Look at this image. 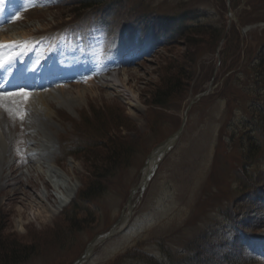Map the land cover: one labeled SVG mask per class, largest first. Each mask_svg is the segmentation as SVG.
I'll return each mask as SVG.
<instances>
[{
  "label": "rangeland",
  "instance_id": "1",
  "mask_svg": "<svg viewBox=\"0 0 264 264\" xmlns=\"http://www.w3.org/2000/svg\"><path fill=\"white\" fill-rule=\"evenodd\" d=\"M6 1L24 6L16 16L26 19L2 27L0 40L12 33L28 38L35 30L75 46L80 31L98 53L111 40L92 16L104 8L112 11L118 39L140 48L119 68L117 84L75 80L38 90L42 105L33 90L27 100L2 95L11 164L0 167V240L20 247L18 264H73L93 238L129 213L131 196L128 227L87 264H264V243L256 238L264 231L258 219L264 216V0H96L89 9L94 0H0V8ZM144 17L159 18L168 31L154 24L135 29ZM197 28L203 33L195 34ZM32 61L42 74L46 61ZM178 73L170 95L158 99L164 81ZM185 116L176 145L147 188L134 192L148 155ZM112 142L123 153L111 160ZM43 143L55 149L54 163L45 168L39 165L48 148ZM257 146L260 154L251 159L248 152ZM52 170L63 190H75L59 210ZM86 189L89 198L82 197Z\"/></svg>",
  "mask_w": 264,
  "mask_h": 264
},
{
  "label": "bare ground",
  "instance_id": "2",
  "mask_svg": "<svg viewBox=\"0 0 264 264\" xmlns=\"http://www.w3.org/2000/svg\"><path fill=\"white\" fill-rule=\"evenodd\" d=\"M165 22V21H164ZM1 31V30H0ZM4 36V35H3ZM18 36V37H17ZM21 37V38H20ZM28 38L25 36V34H20V33H12L10 34L8 37L4 36V38L2 40H0V49L3 47H15V45H18L20 42L24 41V40H27ZM13 57L11 55H8V57L4 58L3 59V62L0 63V74L1 72L5 69V70H9L10 67V59H12ZM1 61V60H0ZM40 68V67H39ZM34 70V69H33ZM117 74V73H116ZM116 74H113L114 77H112L111 79H107L106 81H110L111 83L113 84H117L119 79H115V78H118V76H116ZM113 80V81H112ZM117 81V82H116ZM15 83V79L11 80L10 81V84H14ZM34 92V91H33ZM38 91H36L37 93ZM46 92V90H45ZM38 96L40 97L39 99H37V103L41 104V100L43 99L42 96L43 95H40V93H37ZM37 96V95H36ZM35 96V97H36ZM1 97H3L1 94H0V101L2 100ZM5 97V96H4ZM10 97V96H9ZM34 97V98H35ZM34 100V99H33ZM19 101V100H18ZM44 101V100H43ZM47 101V100H46ZM30 102H32L30 100ZM36 102V101H35ZM34 103V102H32ZM47 103V102H46ZM45 103V104H46ZM1 104V102H0ZM35 104V103H34ZM5 105V103H4ZM29 105V104H28ZM42 105V104H41ZM30 106V105H29ZM32 106V105H31ZM39 106V105H38ZM7 107V106H6ZM33 107V106H32ZM41 107V106H40ZM39 107V108H40ZM45 107V105L43 106ZM32 109V108H31ZM41 109V108H40ZM5 110V109H4ZM24 110V109H23ZM13 112V111H12ZM47 113V112H45ZM2 114H3V110L2 108H0V140L3 141L1 142L0 141V167L3 168V167H6L8 166L9 164V160L7 159L6 157V153H7V150H8V138L6 137V131L4 129V123H3V120H2ZM31 114V113H30ZM45 118V117H44ZM34 121V120H33ZM47 120H43L42 119V122L40 121V124L41 125H45V127L49 128L51 125H47ZM36 123V122H35ZM33 125V124H31ZM30 127V126H29ZM53 128V127H52ZM51 131V130H50ZM36 139V138H35ZM51 139V138H50ZM15 140V137L14 139ZM38 141V140H37ZM49 141V139H48ZM14 142V141H13ZM12 143V142H11ZM35 143V142H33ZM38 143V142H37ZM41 143V142H40ZM44 147L47 148V150H45V152H43V161H39L41 164H39L41 167L45 168L44 166L46 164H53L54 163V160H53V157L55 155V149H50L51 146L47 143V146H45V143H43ZM42 145V146H43ZM35 146V145H34ZM36 147V146H35ZM32 152V151H31ZM41 152V151H40ZM37 155V154H36ZM39 155V154H38ZM41 156V155H40ZM161 156L160 153H155L151 159H150V162H149V165H148V168L146 170L147 174L151 171V169L155 166V164L157 163L159 157ZM34 161V160H33ZM31 163V162H30ZM11 164V163H10ZM9 164V165H10ZM32 164V163H31ZM30 164V165H31ZM35 165V164H34ZM33 165V166H34ZM52 166V165H51ZM56 167V166H55ZM10 169V168H9ZM44 171V170H43ZM46 171V170H45ZM5 173V172H4ZM42 173V172H41ZM50 173V172H49ZM51 174V173H50ZM57 170H52V181L54 183V187L55 189L58 190V193H59V197H58V204L56 206V210H59L61 209L65 202H69L72 198H74L75 196V190H71V189H64L62 188V186L60 185L59 183V177L57 178ZM48 177V176H47ZM2 178V177H1ZM5 178V177H4ZM56 178V179H55ZM3 180V179H2ZM1 181V180H0ZM45 186L50 190V188H52V186L50 185V183L46 182V179H45V182H44ZM20 187V186H19ZM18 189V187H17ZM23 190V189H22ZM62 190V191H61ZM26 192V191H24ZM53 195L51 193H49L48 195H46V198L47 199H50L51 201H53L52 199ZM16 199V198H14ZM55 200V199H54ZM57 200V199H56ZM44 202V201H43ZM56 203V202H55ZM258 203V202H257ZM264 206V205H263ZM249 210V209H248ZM264 213V212H263ZM259 221H264V216H261L260 218H258ZM254 220V219H253ZM256 222V221H255ZM260 225V224H259ZM261 227V225H260ZM264 228V227H263ZM256 232V231H255ZM257 239H259V241L261 243H264V231L263 232H259V234H257L256 236Z\"/></svg>",
  "mask_w": 264,
  "mask_h": 264
},
{
  "label": "trees",
  "instance_id": "3",
  "mask_svg": "<svg viewBox=\"0 0 264 264\" xmlns=\"http://www.w3.org/2000/svg\"><path fill=\"white\" fill-rule=\"evenodd\" d=\"M200 30L201 29H198L197 28L196 31H198V32H196L195 34H197V35H198V33L202 34L203 32L200 31ZM206 33H213V34H215L211 30H207ZM219 37H220V34H219ZM180 73L177 74V77L176 78L174 77V78H170L169 80L164 81V84L163 85L166 87V89H164L163 91L158 92V94H157L158 95L157 96L158 99H165V98H167L170 95L171 92H169L170 91L169 86L171 87L172 85H174V82H177L176 81L177 78L178 79H181V76H179V75H181ZM257 147H254L252 150H250L248 152V156L251 159H256L258 157V155L260 154V150H259L260 148L259 147L257 148ZM107 150H108V153H107L108 155L107 156L110 157L111 160L113 158H118L120 156V153H123L122 152L121 145H119L116 142H112V144H110V146H108V149ZM258 151H259V153H258ZM110 159H108V162L110 161V163H111V160ZM97 162L98 163L103 162V164H106V165L108 164V163H106V162H104L103 160H100V159H97ZM112 165H113V163H112ZM93 166H94V164H93ZM95 170H97V173L98 174L99 173L100 174H103V172H104L105 169H104V166H100V167H95ZM90 193H91L90 190H87L86 189L85 191L82 192V197L83 198H89L91 196ZM0 248H2V252H3L2 253L3 254L2 260L0 261L1 264H18L22 260V259H20V260L18 259L19 255H20L19 253H22V252L19 251L20 247L15 242L6 244V242L1 241L0 242ZM24 252L27 253L26 250H24ZM148 260H151V259H148ZM223 261H220L217 264H242L243 263L242 260L241 261H235V262H230V261H225V260H223ZM161 263H158V264H161ZM153 264H155V263H153ZM162 264H164V263H162Z\"/></svg>",
  "mask_w": 264,
  "mask_h": 264
},
{
  "label": "water",
  "instance_id": "4",
  "mask_svg": "<svg viewBox=\"0 0 264 264\" xmlns=\"http://www.w3.org/2000/svg\"><path fill=\"white\" fill-rule=\"evenodd\" d=\"M202 97V95H200L198 98ZM186 119H184V123H185ZM183 128H184V124L183 126L179 129V131L176 133V135L174 136V138H177L179 137L181 134H182V131H183ZM98 241V240H97ZM96 239L91 242V244L88 246V248L86 249V252L85 254L75 263V264H83L86 259L89 257L91 251H92V248L94 247V242H97Z\"/></svg>",
  "mask_w": 264,
  "mask_h": 264
},
{
  "label": "snow or ice",
  "instance_id": "5",
  "mask_svg": "<svg viewBox=\"0 0 264 264\" xmlns=\"http://www.w3.org/2000/svg\"><path fill=\"white\" fill-rule=\"evenodd\" d=\"M8 95H18V96H22L25 100L28 99L29 94L27 92L24 91H20L18 93H9ZM23 118V116L21 115V119Z\"/></svg>",
  "mask_w": 264,
  "mask_h": 264
}]
</instances>
